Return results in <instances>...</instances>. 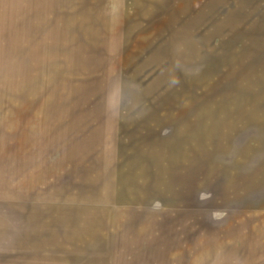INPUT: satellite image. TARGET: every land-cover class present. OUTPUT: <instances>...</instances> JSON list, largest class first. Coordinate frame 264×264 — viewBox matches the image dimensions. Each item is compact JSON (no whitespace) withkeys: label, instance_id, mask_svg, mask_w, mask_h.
I'll return each mask as SVG.
<instances>
[{"label":"rangeland","instance_id":"374dc122","mask_svg":"<svg viewBox=\"0 0 264 264\" xmlns=\"http://www.w3.org/2000/svg\"><path fill=\"white\" fill-rule=\"evenodd\" d=\"M244 7L0 0V264H264Z\"/></svg>","mask_w":264,"mask_h":264},{"label":"crops","instance_id":"0c3cea01","mask_svg":"<svg viewBox=\"0 0 264 264\" xmlns=\"http://www.w3.org/2000/svg\"><path fill=\"white\" fill-rule=\"evenodd\" d=\"M236 2H240L244 4V10H241L242 14L239 13V17H244V19L249 20V23H245L242 25L245 30L248 28V32L246 33L247 36H252L251 39H249L250 43L257 44L252 50H259L260 52H264V38L261 36H264V0H236ZM237 16V14H236ZM239 23L238 27H241ZM254 30V31H253ZM257 36V38H256ZM263 42L260 44V42Z\"/></svg>","mask_w":264,"mask_h":264}]
</instances>
